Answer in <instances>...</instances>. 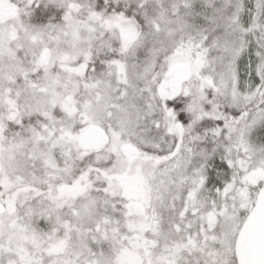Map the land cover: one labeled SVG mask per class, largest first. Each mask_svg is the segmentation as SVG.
Here are the masks:
<instances>
[{
	"label": "snow or ice",
	"instance_id": "obj_1",
	"mask_svg": "<svg viewBox=\"0 0 264 264\" xmlns=\"http://www.w3.org/2000/svg\"><path fill=\"white\" fill-rule=\"evenodd\" d=\"M0 264H264V0H0Z\"/></svg>",
	"mask_w": 264,
	"mask_h": 264
}]
</instances>
